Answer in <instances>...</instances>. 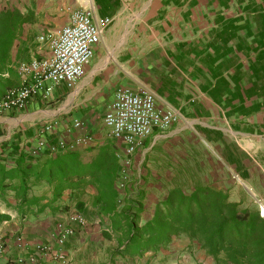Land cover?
I'll return each mask as SVG.
<instances>
[{"label":"crops","instance_id":"crops-1","mask_svg":"<svg viewBox=\"0 0 264 264\" xmlns=\"http://www.w3.org/2000/svg\"><path fill=\"white\" fill-rule=\"evenodd\" d=\"M15 1L30 18L0 30V99L21 84L18 63L48 54L37 37L60 30L71 12L89 9L95 21L108 17L109 22L84 75L72 87L58 84L47 99L33 97L23 109L0 110V164L11 168L19 156L37 162L67 151L91 150V155L111 146L118 168L123 143L108 136L103 116L116 89L128 87L150 91L157 108L178 114L176 123L153 131L131 156L124 201L139 191L141 182V223L170 189L194 185L189 181L203 170L196 182L228 195L230 180L245 189H264V0ZM74 120L81 126L74 127ZM47 124L51 128L44 131ZM86 134L94 139L90 147L34 152L39 140L72 141ZM95 193L90 185L68 188L41 211L34 205L31 213L21 214L8 192L0 199V214L7 216L0 220L5 247L0 264L30 256L38 264H217L185 235L174 236L156 252L122 255L117 218L97 212ZM29 194L40 198L38 205L48 203L52 188L40 181ZM120 205L122 209L123 201ZM74 213L83 224L69 220ZM64 227L73 232L57 243ZM42 244L51 251L40 253ZM53 252L63 259H53Z\"/></svg>","mask_w":264,"mask_h":264},{"label":"trees","instance_id":"trees-1","mask_svg":"<svg viewBox=\"0 0 264 264\" xmlns=\"http://www.w3.org/2000/svg\"><path fill=\"white\" fill-rule=\"evenodd\" d=\"M3 1L0 30L6 31L12 22L28 21L30 14L21 12L15 0ZM89 152L67 151L37 162L19 156L11 168L0 164V199H6V194L11 192L14 207L25 214L31 213L34 205H37L36 211H41L65 189L80 190L90 185L96 190L92 206L100 214L117 218L115 223L123 238V247L119 250L122 255L135 257L147 251L156 252L167 247L174 236L185 235L217 264H264V217L257 208L242 209L227 192L195 183L188 189H170L156 204L150 219L141 223L144 193L136 191L125 202L127 187L124 198H120L115 184L117 162L113 148L107 146L91 155ZM40 181L51 186L52 198L38 205L40 198L30 196L29 190ZM76 206L80 211L83 204L78 202ZM6 217L0 214V220Z\"/></svg>","mask_w":264,"mask_h":264},{"label":"built area","instance_id":"built-area-1","mask_svg":"<svg viewBox=\"0 0 264 264\" xmlns=\"http://www.w3.org/2000/svg\"><path fill=\"white\" fill-rule=\"evenodd\" d=\"M109 22L108 17L93 19L91 10L82 9L71 12L68 23L56 32L40 34L37 40L46 44L47 55L34 58L28 62H20L17 72L21 84L9 89L0 99V110H20L26 107L33 97L47 99L53 88L58 84L72 87L85 72V66L92 59L95 45L99 41L101 29ZM178 121V114L170 109H159L155 106L153 94L145 89L131 90L128 87L116 89L112 101L104 113L103 124L108 130V136L123 143L121 154L118 155L116 173V188L122 194L127 188L131 177V156L142 141L155 130H166ZM74 127H80L81 122L74 120ZM51 125L44 126V131ZM94 143L91 135H79L72 141L56 140L37 142L35 153L47 150L55 154L60 150H76L90 147ZM261 214L262 206L260 207ZM72 222L83 224L79 213L69 218ZM73 232L70 227H64L57 235V243L64 236ZM4 244L0 241V255L4 253ZM40 253H48L52 248L46 244L38 245ZM52 258L63 259L61 253L53 252ZM13 264H38L36 258H18ZM54 264V263H52Z\"/></svg>","mask_w":264,"mask_h":264},{"label":"rangeland","instance_id":"rangeland-1","mask_svg":"<svg viewBox=\"0 0 264 264\" xmlns=\"http://www.w3.org/2000/svg\"><path fill=\"white\" fill-rule=\"evenodd\" d=\"M4 5H5V2L3 0H0V8H2V6H4ZM198 173L199 174H195L197 179L196 178L195 179L191 178V182L189 181V183H198L196 181L199 180L200 176L203 177L204 170L201 171V172H198ZM182 181L188 182V181L183 180V179H182ZM230 181H231V184H232L231 191H230V194H229L230 199L232 201H235V202L239 203L240 208H242V209H244V208H249V209L254 208V209H256L257 208L259 210V212H260L261 211L260 207L262 205H264V201H262V199H264V195L259 194V192L261 191L264 194V189H261L259 187H257V188L253 187L252 188L253 190L250 189V188L249 189H247V188L245 189V188H243V186L241 184H239L237 182V180H230ZM137 186L139 188V191L143 190V188H141V186H142L141 182H138ZM192 186H193V184L191 185V184L187 183L183 187H184V189H188V188H191ZM180 187H182V186H180ZM253 192H255L256 194L254 195ZM122 198H124V194H123ZM260 215H262L261 212H260ZM262 216L264 217V215H262Z\"/></svg>","mask_w":264,"mask_h":264},{"label":"bare ground","instance_id":"bare-ground-1","mask_svg":"<svg viewBox=\"0 0 264 264\" xmlns=\"http://www.w3.org/2000/svg\"><path fill=\"white\" fill-rule=\"evenodd\" d=\"M262 213L264 214V207H262Z\"/></svg>","mask_w":264,"mask_h":264}]
</instances>
